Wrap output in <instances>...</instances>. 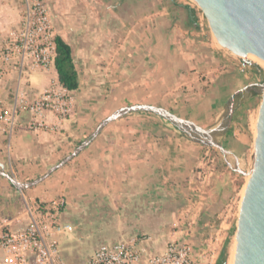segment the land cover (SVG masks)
I'll return each mask as SVG.
<instances>
[{
    "label": "crops",
    "instance_id": "crops-1",
    "mask_svg": "<svg viewBox=\"0 0 264 264\" xmlns=\"http://www.w3.org/2000/svg\"><path fill=\"white\" fill-rule=\"evenodd\" d=\"M46 1L55 35L72 49L79 86L70 91L74 104L67 118L47 112L37 126V118L22 110L10 131L0 125V171L20 182L45 175L122 107L161 106L213 128L233 93L260 73L237 66L216 47L187 0ZM20 4L0 0V32L18 26ZM53 80H59L55 64L43 70L26 62L22 69L15 60L0 79V107L32 103ZM202 152L203 145L157 115H126L29 189L21 191L0 175V226L26 225L25 200L51 206L65 197L63 219L74 231L60 240L69 264H85L102 244L144 235L152 237L144 245L148 253L188 238L207 264H215L218 252L203 221L207 197L191 180Z\"/></svg>",
    "mask_w": 264,
    "mask_h": 264
},
{
    "label": "built area",
    "instance_id": "built-area-1",
    "mask_svg": "<svg viewBox=\"0 0 264 264\" xmlns=\"http://www.w3.org/2000/svg\"><path fill=\"white\" fill-rule=\"evenodd\" d=\"M20 2V23L9 33L0 49V79L7 75L15 60L22 69L26 62L32 68L43 70H49L55 64L56 35L47 1ZM73 104L71 92L59 80H53L49 88L32 103L18 100L9 108L0 107V125L5 132L10 131L20 111L28 110L37 118L35 125L41 126V118L47 112L61 119L69 117L73 112ZM194 172L192 174L196 175ZM189 200L190 205L194 203L193 197ZM24 207L28 219L26 225L14 228L0 226V264H68L60 238L73 233L74 227L63 219L65 197L55 198L51 206L25 200ZM177 226L174 224L175 228ZM151 239V236L144 235L126 242L102 244L85 264H207L202 253L188 238H175L167 243L163 251L148 253L144 245Z\"/></svg>",
    "mask_w": 264,
    "mask_h": 264
},
{
    "label": "water",
    "instance_id": "water-1",
    "mask_svg": "<svg viewBox=\"0 0 264 264\" xmlns=\"http://www.w3.org/2000/svg\"><path fill=\"white\" fill-rule=\"evenodd\" d=\"M202 10L216 45L243 61L244 67L255 64L248 59L255 56L264 61V0H192ZM261 97V105L254 139L251 168H244L242 158L221 142L229 131L236 110L250 98ZM151 113L168 121L191 141L218 148L228 166L247 177L236 226L234 264H264V81L250 82L233 93L218 124L203 128L195 122L179 117L161 106L136 104L122 107L97 126L95 131L75 150L45 175L29 182L0 171L21 191L29 189L81 153L110 123L132 113Z\"/></svg>",
    "mask_w": 264,
    "mask_h": 264
},
{
    "label": "rangeland",
    "instance_id": "rangeland-1",
    "mask_svg": "<svg viewBox=\"0 0 264 264\" xmlns=\"http://www.w3.org/2000/svg\"><path fill=\"white\" fill-rule=\"evenodd\" d=\"M187 1L197 8L200 19L204 25L205 33L209 35L214 45H216L209 24L201 9L192 0ZM18 14L21 18L22 11L19 10ZM17 27V24H13L8 28L9 30H5L4 28L1 30L0 37L2 41L0 42V49L7 40L9 33ZM216 47L218 46L216 45ZM221 51L226 53L237 66L243 64L241 59L236 58L223 49H221ZM253 63L255 65L251 67L252 71L258 72L256 67H259L260 73H255L257 74L256 77L249 78L243 83L248 84L253 81H264V65H260L256 62ZM260 105L261 97H253L245 101L244 106L240 109L236 117L235 124L229 129L228 133L221 138V142L227 149L233 150L242 158L244 168L247 170L251 168L252 164L256 133L254 126L258 121ZM198 162L193 167V171H195L194 173L196 175L192 174L191 180L202 188L200 196L204 194V196L207 197V204L205 206L206 215L203 220L208 222L209 225L206 226L208 234L205 235L211 240L212 248L214 251L218 252V255L225 242L228 241V263L230 264L232 258L231 254L233 255L235 248L236 226L247 177L235 173L228 166L221 151L215 147L203 146V152L200 154ZM72 249H74V246H72ZM75 252L74 250V253ZM211 252L213 253V251Z\"/></svg>",
    "mask_w": 264,
    "mask_h": 264
},
{
    "label": "trees",
    "instance_id": "trees-1",
    "mask_svg": "<svg viewBox=\"0 0 264 264\" xmlns=\"http://www.w3.org/2000/svg\"><path fill=\"white\" fill-rule=\"evenodd\" d=\"M193 15L198 21L196 12ZM194 19V20H195ZM196 21V22H197ZM55 42L57 45V56L55 58V67L58 73L60 83L69 91H75L78 89V73L75 67L72 49L68 43H66L60 36H56ZM260 71L259 67H256ZM205 219V217H204ZM205 221V220H203ZM228 249L229 243L225 242L215 264H229L228 263Z\"/></svg>",
    "mask_w": 264,
    "mask_h": 264
},
{
    "label": "bare ground",
    "instance_id": "bare-ground-1",
    "mask_svg": "<svg viewBox=\"0 0 264 264\" xmlns=\"http://www.w3.org/2000/svg\"><path fill=\"white\" fill-rule=\"evenodd\" d=\"M248 59L252 60L253 62H256L260 65H264V61H262L261 59L255 57V56H251L249 57ZM255 129H257V123L255 124ZM254 129V128H253ZM235 247V246H234ZM232 258H231V262L230 264H234V256H235V248H234V251H233V255L231 254Z\"/></svg>",
    "mask_w": 264,
    "mask_h": 264
}]
</instances>
